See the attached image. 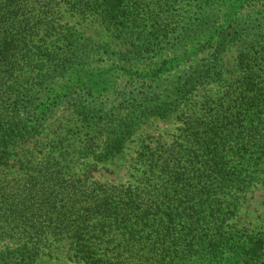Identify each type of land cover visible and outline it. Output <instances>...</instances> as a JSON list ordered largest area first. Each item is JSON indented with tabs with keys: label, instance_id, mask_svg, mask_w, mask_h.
Masks as SVG:
<instances>
[{
	"label": "trees",
	"instance_id": "1",
	"mask_svg": "<svg viewBox=\"0 0 264 264\" xmlns=\"http://www.w3.org/2000/svg\"><path fill=\"white\" fill-rule=\"evenodd\" d=\"M41 1L0 0V264H37L43 249L55 243H68L83 264H264V229L234 233L227 213L231 203L221 200L249 157L264 158V45L239 50L232 82L205 105V116L184 120L173 143L139 152L140 184L102 183L71 172L59 135L41 143L46 104L66 95L94 130L87 133V145L95 149L104 137L97 152L113 157L135 123L169 116L186 95L223 78L221 54L234 41L229 28L238 17L228 13L229 25L205 26L203 33H213L217 43L213 53L165 83V65L147 79L139 73L141 58L112 54L72 31L60 33L57 50L48 51L45 37L54 27L48 11L37 10ZM134 1L68 3L122 38L125 21L135 15L127 3ZM190 34L183 48H190ZM100 61L132 79L117 93L118 106H101L95 115L94 86L102 74L92 67ZM124 101L131 102V117L117 122Z\"/></svg>",
	"mask_w": 264,
	"mask_h": 264
},
{
	"label": "rangeland",
	"instance_id": "2",
	"mask_svg": "<svg viewBox=\"0 0 264 264\" xmlns=\"http://www.w3.org/2000/svg\"><path fill=\"white\" fill-rule=\"evenodd\" d=\"M210 2L212 3L207 0L128 2L127 4L135 9V15L125 21L127 29L122 32V38H118L119 33L108 29L95 16H85L73 10L68 0L41 1L37 10L48 11L49 21L54 27L46 33L50 34L45 37L48 51L57 50L55 45L56 40L62 36L60 33L72 31L83 39H91L105 45L111 49L112 54L122 52L126 59L141 58L139 73L147 79H152L159 68L165 65L169 72V75L164 74L162 77L161 81L165 83L176 73H180V70L213 53L217 43H214L213 33H203L205 26L229 25L230 22L225 20L228 13L233 12L238 17L232 29L229 28L231 33H235L234 41L227 43L226 50L221 54L225 71L223 78L217 83L199 86L186 95L169 116L153 115L141 119L137 125L135 123L133 134L123 150L115 156L103 159L97 152L98 147L105 144L104 137L97 139L95 149L92 145H87L91 142V135L87 133L94 130L88 127L84 113L77 111L64 94L57 104L51 101L46 104V120L42 123L39 136L41 143L50 144L52 139L59 135L69 155L70 169L74 174H86L90 179L102 183L140 184L144 167L137 160L139 152L146 146L160 147L173 143L180 135L184 120L205 116V105L209 106L212 101L222 97L232 82L239 50L261 43L264 45V0H244L240 3L233 0ZM188 34L193 39L191 46L183 48L186 43L184 37ZM92 72L102 74L99 83L94 86L93 101L96 104L93 114L96 115L101 106L108 105L109 110L118 106L117 93L130 84L132 78L124 80L130 77L126 76L124 69L102 61L93 65ZM150 83L151 81L147 82V85ZM130 107V101L122 103L117 122L122 118L127 120L131 117ZM101 125L103 131L108 125L107 119ZM221 200L224 205L231 203L230 211H226L234 233H254L264 229V158L257 153L249 157L240 177L235 176L233 183L221 193ZM37 264L83 263L72 257L68 243H55L43 249Z\"/></svg>",
	"mask_w": 264,
	"mask_h": 264
}]
</instances>
